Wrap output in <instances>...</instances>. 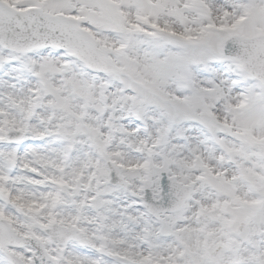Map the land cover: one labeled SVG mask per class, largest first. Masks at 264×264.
<instances>
[{"label": "snow or ice", "instance_id": "obj_1", "mask_svg": "<svg viewBox=\"0 0 264 264\" xmlns=\"http://www.w3.org/2000/svg\"><path fill=\"white\" fill-rule=\"evenodd\" d=\"M0 264H264V0H0Z\"/></svg>", "mask_w": 264, "mask_h": 264}]
</instances>
